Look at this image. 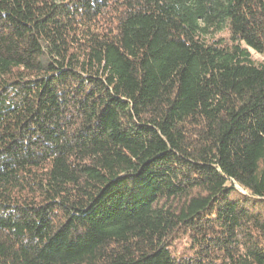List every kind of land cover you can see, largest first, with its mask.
<instances>
[{
	"label": "trees",
	"instance_id": "obj_1",
	"mask_svg": "<svg viewBox=\"0 0 264 264\" xmlns=\"http://www.w3.org/2000/svg\"><path fill=\"white\" fill-rule=\"evenodd\" d=\"M0 264H264V0H0Z\"/></svg>",
	"mask_w": 264,
	"mask_h": 264
},
{
	"label": "rangeland",
	"instance_id": "obj_2",
	"mask_svg": "<svg viewBox=\"0 0 264 264\" xmlns=\"http://www.w3.org/2000/svg\"><path fill=\"white\" fill-rule=\"evenodd\" d=\"M257 58H259L258 56H256Z\"/></svg>",
	"mask_w": 264,
	"mask_h": 264
}]
</instances>
